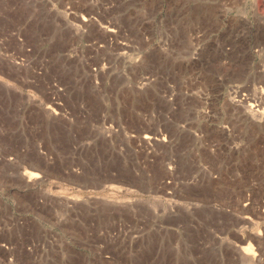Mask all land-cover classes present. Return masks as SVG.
<instances>
[{"label":"rangeland","instance_id":"374dc122","mask_svg":"<svg viewBox=\"0 0 264 264\" xmlns=\"http://www.w3.org/2000/svg\"><path fill=\"white\" fill-rule=\"evenodd\" d=\"M0 264H264V0H0Z\"/></svg>","mask_w":264,"mask_h":264},{"label":"bare ground","instance_id":"6f19581e","mask_svg":"<svg viewBox=\"0 0 264 264\" xmlns=\"http://www.w3.org/2000/svg\"><path fill=\"white\" fill-rule=\"evenodd\" d=\"M148 138H151L150 136ZM40 174L39 173H36V172H32L30 176H39ZM194 205H195V202H193ZM197 203V202H196Z\"/></svg>","mask_w":264,"mask_h":264}]
</instances>
